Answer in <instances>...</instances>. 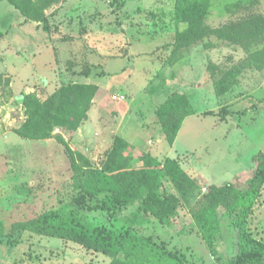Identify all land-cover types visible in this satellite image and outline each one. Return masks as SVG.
Masks as SVG:
<instances>
[{
  "label": "rangeland",
  "instance_id": "374dc122",
  "mask_svg": "<svg viewBox=\"0 0 264 264\" xmlns=\"http://www.w3.org/2000/svg\"><path fill=\"white\" fill-rule=\"evenodd\" d=\"M171 6L172 0H126V3L122 0H61L50 5L45 11L49 16L50 30L44 27V23L40 25L43 35L50 37L42 43L49 44L55 56L58 42L71 43L67 50L71 58L68 69L73 72L68 75L69 80L83 82L81 72L89 68L93 75L100 76L92 81H107L114 86L110 90L104 86L99 94L97 92L104 96L97 99L96 94L87 119L77 129L62 128L61 132H56L55 128L48 139L32 140L16 131L27 119L22 94L35 92L45 100L56 87L27 81H24V87L11 86V77L4 72L5 66L13 70V67L26 64L28 67L24 72L31 71L36 76L41 74L44 66L40 63L38 71L32 68L38 45L26 44L34 34L33 21L26 25L22 36L14 21L24 16L9 1L0 2V207L11 208L22 203L29 213H35L51 204L53 198L69 194L73 169L67 147L85 154L98 168L108 160L119 135L139 155L174 156L166 139L159 143L160 153L148 150L146 144L156 143L161 131L156 109L177 91L191 96L193 106L199 111L217 108V114L225 120L218 122L212 114L203 119L197 116L198 130L206 136L200 138L201 144L209 142V147L204 150L206 162L220 175L217 184L233 182L244 190L249 188L255 167L253 156L260 150L264 152V70L244 67L249 56L244 47L215 35L195 42L183 50L181 57L173 46L177 35L173 22L148 20L147 16L150 10H166ZM256 16H264V0H223L204 14L203 22L210 28L235 26L247 31L253 29L251 19ZM186 27L187 23H182L181 30ZM263 47L264 40L253 49ZM12 50H18L23 57H17ZM130 50L136 54L131 59ZM121 57L126 58L124 65L127 67L122 71L119 68L123 62L114 61ZM101 63L110 71L109 77H102L104 66ZM236 67L243 68L240 83L219 97L214 83L228 69ZM29 78L33 79V75L30 74ZM192 80L199 83L198 87L191 84ZM184 82L189 83L184 86ZM114 94L125 95L126 99L121 103L126 108H119L118 100L112 97ZM231 99L242 103V107L231 111L230 104H227ZM232 124H237V128L233 129ZM145 125L154 131L144 134ZM145 130L148 129L145 127ZM58 136H62L66 143ZM205 181L190 193V202L168 225L153 220L146 224L145 231L156 232L167 239L196 264H219L193 217L194 211L205 202L204 194L209 191L210 185ZM163 186L176 192L168 178L163 179ZM138 206L139 202H136L113 218L98 209L82 210L81 216L86 223L120 229L129 223L128 218ZM232 220L230 216L223 219L225 239L222 251L230 256L237 252ZM248 229L264 239V186L250 216ZM111 260L108 255L76 241L32 231L22 234L11 253L6 245H0V264H110Z\"/></svg>",
  "mask_w": 264,
  "mask_h": 264
},
{
  "label": "trees",
  "instance_id": "16d2710c",
  "mask_svg": "<svg viewBox=\"0 0 264 264\" xmlns=\"http://www.w3.org/2000/svg\"><path fill=\"white\" fill-rule=\"evenodd\" d=\"M3 1L14 4L26 20L44 23V27L50 30L49 16L45 11L61 0H0ZM221 1L172 0L169 9L150 10L147 16L148 20L173 22L177 30L173 46L181 57L183 50L195 42L215 35L244 47L249 54L244 67L264 70V47L253 49L264 40V16L252 18L254 27L247 31L235 26L210 28L203 22V16ZM122 2L126 3V0ZM184 22L187 27L181 30ZM242 69H228L214 83L219 97L240 83ZM82 73L88 76L91 70L88 68ZM98 90L95 83L73 82L65 78L45 100L35 92L22 94L27 119L17 133L26 139L45 140L57 127L77 129L87 119ZM195 113L188 95L179 91L171 93L158 106L156 114L170 144L174 143L186 117ZM58 137L66 143L62 136ZM134 150L119 135L108 160L98 168L85 154L67 147L73 169L71 192L53 198L51 204L45 203L35 213H29L22 203L11 208L0 207V245H6L11 253L22 234L32 231L81 243L111 257L110 264H196L167 239L156 232L145 231V226L153 220L168 225L190 202V193L206 183L205 179L190 176L176 158L159 160L150 153L139 155ZM253 160L254 173L248 189L244 190L233 182L211 184L204 194V204L193 213L196 226L219 264H264V239L248 229L250 216L264 186V152L255 153ZM164 178L172 182L176 192L164 188ZM136 202L139 206L132 211L129 223L120 229L86 223L81 216L82 210L98 209L113 218ZM228 216L232 217L236 230L237 252L233 256L222 251L225 239L223 219Z\"/></svg>",
  "mask_w": 264,
  "mask_h": 264
},
{
  "label": "crops",
  "instance_id": "0c3cea01",
  "mask_svg": "<svg viewBox=\"0 0 264 264\" xmlns=\"http://www.w3.org/2000/svg\"><path fill=\"white\" fill-rule=\"evenodd\" d=\"M31 20H25V18L23 17L20 20H15L14 24L19 27L21 30V35L23 36V30L25 29L26 25L28 23H32L30 22ZM33 21V24L35 27V29L33 30L34 34H29L31 35V37H29L28 40H26V44L27 43H34L32 45H38V52L34 53V70L38 71V66L40 65V63L44 66L42 67L39 76L34 75L33 73H31V71L25 73L24 70L26 67V64H21L22 66H16L15 68L13 67V70L10 68H8V65L5 66L6 70L4 72H6L7 76L11 77V86H18V87H24V81H27L28 83L31 82L32 84H36L37 82H44L46 83L48 86L51 87H56L58 86V84L63 80V79H67L71 73V70H69L68 68V61L69 59V54L67 53V50L69 51L71 43L69 44L68 41H60L57 43V45L59 46H55V47H59L58 51H57V56H55L54 54V49L52 50V47H50L49 44H45L42 43V41H46L48 40V37H46L45 33L42 32L41 30V23L38 21ZM48 33V31H46ZM25 33V32H24ZM27 34V33H25ZM28 37V36H27ZM30 41V42H29ZM69 44V45H68ZM43 47V48H42ZM193 48V47H192ZM191 48V50H192ZM13 54L16 55L17 57H23L22 53H20L18 50H12ZM54 54V55H53ZM130 57L129 59L133 58V55H136L134 53V51L130 50L129 53ZM103 57L105 56L104 54H101ZM102 58V57H101ZM124 60H126V58H118L115 59L114 61H121L123 62V64L121 65V67L119 69L122 70H126V64L124 65ZM107 63V62H106ZM101 65H103L101 63ZM104 68L101 70V74L102 77L106 76L109 77L110 75V71L106 70V65H103ZM20 67V70L18 69ZM27 70V69H26ZM28 71V70H27ZM80 73V72H79ZM82 73V72H81ZM80 73V74H81ZM96 73V72H95ZM30 74L33 75V79L29 78ZM60 77H59V76ZM79 78L81 76H78ZM84 83H95L99 86V90H98V94L99 92L102 91L103 87H107L108 90H110V87L114 86L112 85V83H108L107 81H104L103 83L101 82H96V81H92L93 78H100V76H95L92 74V71L90 73V75H83ZM69 79V78H68ZM124 80L127 79V77L123 78ZM194 79V78H193ZM60 81V82H59ZM193 82V80H192ZM191 84H195V86L198 87L199 83L198 82H193ZM189 82H184V86H187ZM106 89V88H105ZM97 94V99H101L104 95L99 96ZM187 94V93H186ZM188 95V94H187ZM188 97L191 100V96L188 95ZM97 99H95V101H97ZM99 101V100H98ZM119 103H117L119 105V108H126V105L121 103L122 101H118ZM192 102V101H191ZM193 104V103H192ZM227 104L229 105V108L231 109V111L234 110H239V108H241L242 103L239 102H234V100H228ZM195 108V107H194ZM196 109V108H195ZM217 108L216 109H210V110H204V111H199L198 109H196V113L193 115H190L188 117H186V119L184 120L178 134L177 137L174 141L173 144H170V149L171 151L174 152V156H170L167 155L164 158H160L158 157L157 154H154V156L156 158H158L159 160H164L167 157H171V158H176L180 161L182 167L187 171V173L192 176V177H198L201 176L203 178H205L209 185L211 184H217L216 179L218 177H220V175H218L219 173L214 170V168L211 167V164L209 162H206V157H205V149L209 147V142H206L204 144H201V137H206L205 135L201 134V132L198 130V121H197V116H201V119H203L202 117H206L207 115H215L217 117L218 122H223L225 120H222L221 117L217 114ZM230 123H233V121L231 120V118H229ZM233 125V129L237 128V124H232ZM146 129L148 130H145ZM143 133L147 134L149 130L154 131L152 129L151 126H147L145 125ZM160 133H159V137L157 138L156 143H152V144H146V148L148 150H154L155 152L160 153L161 152V147L159 145V143H162L163 139H166V134L165 132L162 130V126L160 124ZM158 131V130H157ZM146 132V133H145ZM125 133V132H124ZM142 133V135H143ZM150 133V132H149ZM133 138V137H132ZM130 140V139H129ZM131 141V140H130ZM168 141V140H167ZM183 152V153H180ZM224 176V175H223Z\"/></svg>",
  "mask_w": 264,
  "mask_h": 264
},
{
  "label": "built area",
  "instance_id": "2783aa9c",
  "mask_svg": "<svg viewBox=\"0 0 264 264\" xmlns=\"http://www.w3.org/2000/svg\"><path fill=\"white\" fill-rule=\"evenodd\" d=\"M112 97H113V99L118 100V101H123L126 99L125 95H118L117 96L116 94H114ZM61 131H62V128H60V127L56 128V132H61ZM204 190L206 191L207 188H205Z\"/></svg>",
  "mask_w": 264,
  "mask_h": 264
}]
</instances>
